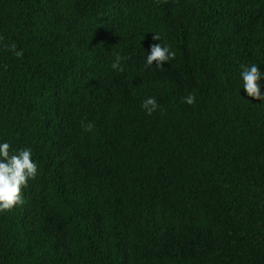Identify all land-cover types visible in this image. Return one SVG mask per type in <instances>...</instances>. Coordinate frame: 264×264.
<instances>
[{"label": "trees", "instance_id": "trees-1", "mask_svg": "<svg viewBox=\"0 0 264 264\" xmlns=\"http://www.w3.org/2000/svg\"><path fill=\"white\" fill-rule=\"evenodd\" d=\"M155 34L176 55L145 68ZM253 63L264 0H0V139L38 164L0 264H264Z\"/></svg>", "mask_w": 264, "mask_h": 264}, {"label": "clouds", "instance_id": "clouds-1", "mask_svg": "<svg viewBox=\"0 0 264 264\" xmlns=\"http://www.w3.org/2000/svg\"><path fill=\"white\" fill-rule=\"evenodd\" d=\"M153 41L144 57V67L163 68L165 63L175 58V52L170 49L167 44L161 42L158 34L153 36ZM17 46L12 43L8 46V50L13 52L16 57H21L22 52L16 50ZM123 58L119 54H115L114 62L111 64L112 69L122 71L121 60ZM155 62V64H154ZM241 85L240 89L247 98L264 102V92L262 87L264 84V71H261L257 64L242 66L239 72ZM184 103L193 105L196 97L188 94L183 98ZM247 100V99H246ZM158 105L153 97H148L141 102V109L147 115L157 109ZM85 131H92V124H81ZM8 141L0 139V213L11 211L15 206L23 202L22 188H25L30 180H34L38 175V164L33 159L32 150L30 148L12 149Z\"/></svg>", "mask_w": 264, "mask_h": 264}]
</instances>
